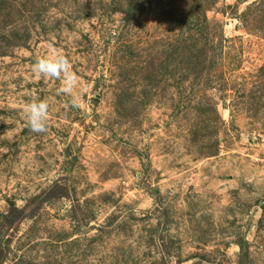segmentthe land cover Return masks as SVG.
I'll return each instance as SVG.
<instances>
[{
	"label": "rangeland",
	"instance_id": "rangeland-1",
	"mask_svg": "<svg viewBox=\"0 0 264 264\" xmlns=\"http://www.w3.org/2000/svg\"><path fill=\"white\" fill-rule=\"evenodd\" d=\"M50 46L79 109L32 72ZM33 95L46 133L19 108ZM54 187L67 196L39 204ZM0 251L264 264V0H0Z\"/></svg>",
	"mask_w": 264,
	"mask_h": 264
},
{
	"label": "clouds",
	"instance_id": "clouds-1",
	"mask_svg": "<svg viewBox=\"0 0 264 264\" xmlns=\"http://www.w3.org/2000/svg\"><path fill=\"white\" fill-rule=\"evenodd\" d=\"M32 72L37 79L46 78L62 81L58 94L71 97V102L67 107L76 109L81 107L82 102L78 92L80 88L79 77L72 70L67 56L60 50L50 46L49 54L36 60L32 66ZM49 107L47 100H41L35 95L27 101L20 102L19 108L26 120V126L33 133L47 132Z\"/></svg>",
	"mask_w": 264,
	"mask_h": 264
},
{
	"label": "trees",
	"instance_id": "trees-1",
	"mask_svg": "<svg viewBox=\"0 0 264 264\" xmlns=\"http://www.w3.org/2000/svg\"><path fill=\"white\" fill-rule=\"evenodd\" d=\"M67 192H65L63 189H58L57 187L51 188L48 192L45 193L44 197L42 200H40L39 204H42V202H47V201H51V200H55V199H60V198H64L65 196H67L66 194ZM23 213V209H16L14 207H12L9 210V213L7 214V218H9V220L11 222H16L18 219L21 218ZM32 215L30 214L29 217H31ZM6 254L2 253L0 251V264L3 263V260L5 259Z\"/></svg>",
	"mask_w": 264,
	"mask_h": 264
}]
</instances>
